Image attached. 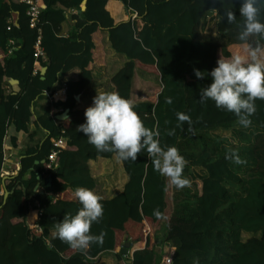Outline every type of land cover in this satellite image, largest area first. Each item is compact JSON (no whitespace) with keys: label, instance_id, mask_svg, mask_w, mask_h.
<instances>
[{"label":"trees","instance_id":"trees-1","mask_svg":"<svg viewBox=\"0 0 264 264\" xmlns=\"http://www.w3.org/2000/svg\"><path fill=\"white\" fill-rule=\"evenodd\" d=\"M83 1L38 0V23L32 28L24 0H0V176L9 128L27 132L33 124L46 132L40 144L26 151L16 176L0 177V264H106L102 256L107 254L115 264H161L165 246L174 248L171 264H264V100L255 101L251 124L244 127L234 113L211 100L201 103L199 95L212 82L208 74L218 59L239 54L251 62L253 50L264 52V37L238 39L242 0H87L85 11L78 13ZM109 1L123 3L141 26L132 18L115 24L106 10ZM73 9L74 31L61 37L64 10ZM226 11L235 12L236 22H227ZM210 14L216 19L214 35L203 30ZM99 30L108 32L111 48L127 59L111 80L115 91L132 100L147 128L159 132L161 147L179 150L189 186L178 189L156 171L147 150L136 161L121 160L115 152L97 151L77 131L86 109L76 108L75 96L92 82L93 35ZM38 39L45 54L38 60L40 69L47 68L44 79L35 68ZM74 69L80 74L66 82L65 98L34 118V102L53 93L59 78ZM194 70L204 72V78ZM140 72L160 79L152 99L135 100L136 81L147 83ZM56 109L68 110L67 119L57 120ZM177 112L189 115L191 125L181 124ZM218 130L231 137L215 134ZM60 137L66 148L58 166L46 170L56 150L51 140ZM11 142L15 145L16 138ZM232 152L243 163L227 159ZM113 157L121 161L128 181L120 194L101 200L103 217L90 232L103 234V242L80 250L57 234L51 238L56 224L82 207L75 190L96 186L89 161ZM34 202L39 214L30 225ZM242 233L260 237L243 241ZM125 243L130 248L121 255Z\"/></svg>","mask_w":264,"mask_h":264},{"label":"clouds","instance_id":"clouds-1","mask_svg":"<svg viewBox=\"0 0 264 264\" xmlns=\"http://www.w3.org/2000/svg\"><path fill=\"white\" fill-rule=\"evenodd\" d=\"M224 15L228 23L236 22L235 12L226 11ZM239 15L242 18L238 25L240 41L251 36L264 37V0H242ZM257 51H252L251 62L239 54L218 59L217 66L208 74L212 82L199 93L201 103L214 101L218 109L234 113L244 127L251 124L249 117L256 111L255 101L264 100V62L256 58ZM194 71L197 78H204V72ZM167 102L171 103V98ZM84 115L85 122L77 131L82 132L97 151L115 152L121 160L136 161L138 154L147 150L156 171L170 178L178 189L189 186V180L183 176L185 158L176 147L166 150L161 147L159 132L144 125L132 100L117 91L97 92ZM176 117L181 124L192 123L191 117L184 112H177ZM173 134L174 130L169 132ZM226 158L243 163L235 152ZM75 196L82 207L74 216H65L57 223L56 232L58 238L72 248L84 250L93 243L103 242V234L94 235L90 229L102 219L104 207L102 197L91 189L78 187Z\"/></svg>","mask_w":264,"mask_h":264},{"label":"crops","instance_id":"crops-1","mask_svg":"<svg viewBox=\"0 0 264 264\" xmlns=\"http://www.w3.org/2000/svg\"><path fill=\"white\" fill-rule=\"evenodd\" d=\"M112 8H109V5L112 4ZM106 10L109 12L110 16L114 20L115 24H119L122 22L128 21L130 18L133 19L135 15H131L128 10L125 9L123 3L118 1H109L106 5ZM66 19L61 25V31L59 36L68 37L70 33L74 31V21L73 16L76 13V10H64ZM79 13V11H78ZM137 26H141V23L138 19H135ZM213 22L215 28L216 19L214 15L210 14L206 17V23L211 24ZM205 32V31H204ZM94 49L92 51L93 54V62L90 65V70L92 72V82L89 87L79 96V101H76V108L79 110L86 109L91 106L93 97L97 94V92H107L106 88L111 87V92L115 91L112 85L113 76L124 66L127 62L125 56L121 54H117L111 48V44L109 42L108 32L105 30H99L93 35ZM252 57V55H251ZM256 58L264 62V52L262 50H258L256 52ZM40 70V69H39ZM79 70L74 69L62 77L59 78L55 90L53 93H44L39 99H37L32 107L34 118L40 117L44 114L46 107L48 104L65 98V84L68 81H76L79 77ZM139 76L143 81H149L152 75L145 74L140 72ZM64 91V93L62 92ZM60 92H62L60 94ZM49 94V96L47 95ZM55 96L52 98V96ZM56 115H61L62 112L60 109L55 110ZM64 113V112H63ZM16 138L15 145H12L11 138ZM46 138V132L42 129L36 128L33 124L28 127L27 132H15L13 128H9L7 137L4 140V163L1 172V179L4 181L9 177H14L17 175L20 169V161L25 156V153L28 149L36 147ZM115 158V157H113ZM112 158V159H113ZM116 159V158H115ZM103 165L104 170H107V174L110 175L111 181L109 187H115L118 189V192L115 196L120 194L125 184L128 181L127 175L123 170V166L121 162L118 160L116 165L117 176L118 178H112V169L110 164H106L104 159H97L95 161H89L88 166L90 169L91 176L95 180L96 186L94 188V192L102 197V200H110L112 198L106 197V192L100 190L98 183L99 177H97V173L94 170V164ZM116 164V163H115ZM120 178V180H119ZM112 183V184H111ZM113 188V189H115ZM40 191V190H39ZM4 195V191L2 192ZM114 198V197H113ZM34 206L36 207L27 217V222L32 225L35 223L38 215V203L34 202ZM57 234L56 230H52L50 232V237L53 238ZM166 247H164L165 249ZM134 247L132 251H134ZM102 261L106 264H115V258L113 255L107 254L102 256Z\"/></svg>","mask_w":264,"mask_h":264},{"label":"rangeland","instance_id":"rangeland-1","mask_svg":"<svg viewBox=\"0 0 264 264\" xmlns=\"http://www.w3.org/2000/svg\"><path fill=\"white\" fill-rule=\"evenodd\" d=\"M204 31L206 33H211V34L214 35L215 34V28H214L213 22H211V24H207ZM160 86H161L160 85V79H159L158 76H155V75H152V77H150V80L147 81L146 84H143L139 80H137L135 85H134V92H135V96H136L135 100L144 99V98H146V96H147V98L152 99L156 95V93L159 90ZM106 91L107 92H111V87L106 88ZM139 94H142V96L139 97ZM215 134H217L219 136H222V137H224L226 139H229L231 137V133L229 131L218 130V131H215ZM104 160H105L106 164L108 163V164L111 165L112 178H115V177L118 178L117 170H116V165H117L118 159L117 158L116 159L113 158V159H104ZM95 163L96 164H94L95 165L94 166V170L97 173V177H99V180H100L99 183H98V186H99L100 190L107 193L106 194L107 198L115 197V195L118 192V189L115 188V187H112V188L109 187L110 181H111V177H110V175L107 174V170L103 169V167H105V166L97 164V162H95ZM196 171L199 172V169H196ZM243 176H245V174ZM119 180H120V178H119ZM195 184H196V186L198 188H200V182H196ZM192 187H193V185H192ZM113 188H115V189H113ZM164 226H166V225H164ZM156 237L160 238L161 237L160 233L159 234L156 233ZM252 237H260V234L242 233V235H241V238H242L243 241H246V240H248V239H250ZM165 247L168 248V246H165ZM134 249H137V248L134 247Z\"/></svg>","mask_w":264,"mask_h":264},{"label":"built area","instance_id":"built-area-1","mask_svg":"<svg viewBox=\"0 0 264 264\" xmlns=\"http://www.w3.org/2000/svg\"><path fill=\"white\" fill-rule=\"evenodd\" d=\"M28 5H29V12H28V16L30 17V24L32 28H35L37 23H38V17H39V9L37 6L38 0H24ZM136 17H133V20ZM35 53H34V58L36 59L35 62V68L36 69H40V64H39V59H45V54L44 51L41 47L40 44V39H38L37 43L35 44ZM64 93V91H62ZM49 96V94H47ZM55 97L54 95L52 96V98ZM52 144L55 147V151H53L50 156L48 157V161H47V166H46V170H53L55 169L58 164H57V158L58 155L60 153L61 150H64L66 148L67 145V141L64 137H60L59 139H52L51 140ZM38 214H39V210H38ZM174 253V248H171L168 246V248L166 247L165 249L163 248V257L161 260V264H171V260H172V256ZM132 252L129 253V256L131 258Z\"/></svg>","mask_w":264,"mask_h":264},{"label":"water","instance_id":"water-1","mask_svg":"<svg viewBox=\"0 0 264 264\" xmlns=\"http://www.w3.org/2000/svg\"><path fill=\"white\" fill-rule=\"evenodd\" d=\"M86 3H87V0H84V1L82 2L81 6H80L79 13L85 11V9H86ZM46 70H47L46 67H43V68L40 69V75H41V78H42V79H44V76H45ZM9 83L12 84V85H16V84H18V82H17V81H14V80H10ZM75 100H76V101H79V96H75ZM67 115H68V110H66V111H65L64 113H62L61 115H57V116H56V119H57V120H65V117H67ZM49 183H50V179H48V185H49ZM7 195H8V193L5 192V193H4V199H6ZM129 248H130L129 243H125V244L123 245V247H121V248L118 250V253H120L121 255H127V254H128V250H129Z\"/></svg>","mask_w":264,"mask_h":264},{"label":"bare ground","instance_id":"bare-ground-1","mask_svg":"<svg viewBox=\"0 0 264 264\" xmlns=\"http://www.w3.org/2000/svg\"><path fill=\"white\" fill-rule=\"evenodd\" d=\"M62 92H60V94H61Z\"/></svg>","mask_w":264,"mask_h":264}]
</instances>
